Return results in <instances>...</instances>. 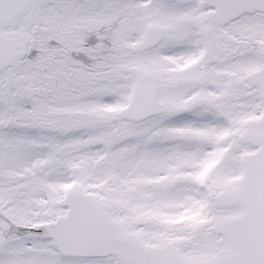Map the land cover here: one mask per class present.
I'll return each mask as SVG.
<instances>
[{
    "label": "snow or ice",
    "instance_id": "snow-or-ice-1",
    "mask_svg": "<svg viewBox=\"0 0 264 264\" xmlns=\"http://www.w3.org/2000/svg\"><path fill=\"white\" fill-rule=\"evenodd\" d=\"M0 264H264V0H0Z\"/></svg>",
    "mask_w": 264,
    "mask_h": 264
}]
</instances>
